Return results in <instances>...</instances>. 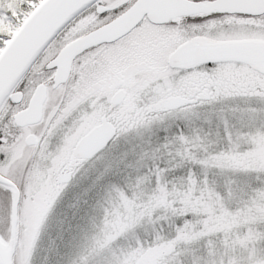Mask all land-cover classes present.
<instances>
[{"label": "snow or ice", "instance_id": "1", "mask_svg": "<svg viewBox=\"0 0 264 264\" xmlns=\"http://www.w3.org/2000/svg\"><path fill=\"white\" fill-rule=\"evenodd\" d=\"M0 264H264V0H0Z\"/></svg>", "mask_w": 264, "mask_h": 264}, {"label": "rangeland", "instance_id": "2", "mask_svg": "<svg viewBox=\"0 0 264 264\" xmlns=\"http://www.w3.org/2000/svg\"><path fill=\"white\" fill-rule=\"evenodd\" d=\"M41 196L42 197H45L46 196V193L44 192V191H41ZM149 228H150V226H149ZM149 262L151 261V258L150 257H148V258H146Z\"/></svg>", "mask_w": 264, "mask_h": 264}]
</instances>
